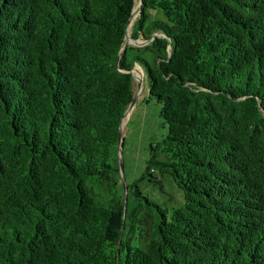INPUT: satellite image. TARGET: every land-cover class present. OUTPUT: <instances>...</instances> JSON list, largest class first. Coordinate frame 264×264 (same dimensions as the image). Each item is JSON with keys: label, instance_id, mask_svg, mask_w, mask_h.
Masks as SVG:
<instances>
[{"label": "trees", "instance_id": "1", "mask_svg": "<svg viewBox=\"0 0 264 264\" xmlns=\"http://www.w3.org/2000/svg\"><path fill=\"white\" fill-rule=\"evenodd\" d=\"M134 8L0 0V264H264V0H141L125 46ZM136 63L178 206L120 193Z\"/></svg>", "mask_w": 264, "mask_h": 264}, {"label": "rangeland", "instance_id": "2", "mask_svg": "<svg viewBox=\"0 0 264 264\" xmlns=\"http://www.w3.org/2000/svg\"><path fill=\"white\" fill-rule=\"evenodd\" d=\"M140 4L141 0H135V8L140 7ZM137 15L138 13L136 17ZM132 29L133 26L128 30L129 44L147 43L142 37L132 38ZM138 65L139 63L135 64L133 71ZM134 79V101L120 127L122 145L118 155L119 171L117 172L120 193L125 196L126 188L130 189L135 182H138L142 191L162 206H178L184 203L185 195L170 174H161L154 170L157 176L156 182L143 177L150 158L151 145L161 140L168 133V129L163 125L160 103L148 96L146 77L143 80L136 77Z\"/></svg>", "mask_w": 264, "mask_h": 264}, {"label": "water", "instance_id": "3", "mask_svg": "<svg viewBox=\"0 0 264 264\" xmlns=\"http://www.w3.org/2000/svg\"><path fill=\"white\" fill-rule=\"evenodd\" d=\"M135 10H136L137 13H139L140 7H138L137 9H135V8L133 9L132 14H131V17L134 15ZM131 17H130V18H131ZM129 20H130V19H129ZM128 29H129V25H128L127 32H126V42H125V46H126V44L129 42V33H128ZM120 55H121V53H120ZM131 71H132L133 77H135V74H134V72H133V69H132ZM134 97H135V94L133 95V98H132V100H131V103L129 104V106H128L127 109L125 110L123 118L125 117V114H126V113L129 111V109L131 108V106H132V104H133V101H134ZM123 118H122V121H123ZM121 145H122V138H121V133H120L119 152H120V149H121ZM127 189H128V188H126V194H125V209H126V205H127Z\"/></svg>", "mask_w": 264, "mask_h": 264}, {"label": "bare ground", "instance_id": "4", "mask_svg": "<svg viewBox=\"0 0 264 264\" xmlns=\"http://www.w3.org/2000/svg\"><path fill=\"white\" fill-rule=\"evenodd\" d=\"M135 9H137V8H135ZM136 14H137V12H136V10H135V13H134V15L130 18V20H129V29H131V27L134 25V22H135V17H136ZM137 18V17H136ZM128 29V30H129ZM129 32V31H128ZM141 69V74L139 75V76H137V78L138 79H140V80H143V74H144V71L142 70V68H140ZM134 73H135V70H134ZM136 75V74H135Z\"/></svg>", "mask_w": 264, "mask_h": 264}, {"label": "crops", "instance_id": "5", "mask_svg": "<svg viewBox=\"0 0 264 264\" xmlns=\"http://www.w3.org/2000/svg\"><path fill=\"white\" fill-rule=\"evenodd\" d=\"M142 68L141 67V65L139 64L137 67H135L134 69H135V73L134 74H136L137 76H139L140 74H141V70H140V68ZM143 71H144V69H142ZM134 72V71H133ZM135 75V77L137 78V76ZM144 76H143V78H145V71H144V74H143ZM138 79V78H137ZM134 81H135V79H134ZM124 119V118H123ZM123 122V121H122ZM122 125V124H121Z\"/></svg>", "mask_w": 264, "mask_h": 264}]
</instances>
